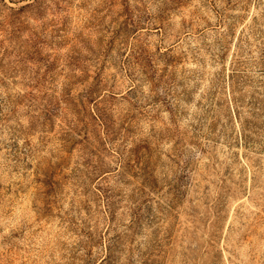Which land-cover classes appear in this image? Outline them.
I'll list each match as a JSON object with an SVG mask.
<instances>
[{"label": "rangeland", "instance_id": "rangeland-1", "mask_svg": "<svg viewBox=\"0 0 264 264\" xmlns=\"http://www.w3.org/2000/svg\"><path fill=\"white\" fill-rule=\"evenodd\" d=\"M0 264H264V0H0Z\"/></svg>", "mask_w": 264, "mask_h": 264}, {"label": "trees", "instance_id": "trees-1", "mask_svg": "<svg viewBox=\"0 0 264 264\" xmlns=\"http://www.w3.org/2000/svg\"><path fill=\"white\" fill-rule=\"evenodd\" d=\"M97 117L101 119V117H100V116H97ZM109 257H110V255H109L107 258H109Z\"/></svg>", "mask_w": 264, "mask_h": 264}]
</instances>
